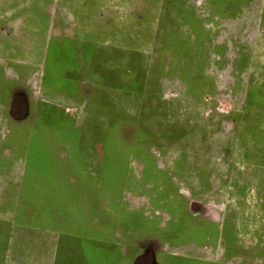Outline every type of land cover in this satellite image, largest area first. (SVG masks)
<instances>
[{
  "label": "crops",
  "instance_id": "crops-1",
  "mask_svg": "<svg viewBox=\"0 0 264 264\" xmlns=\"http://www.w3.org/2000/svg\"><path fill=\"white\" fill-rule=\"evenodd\" d=\"M78 7L67 4L51 14L52 23L62 28L61 36L50 40L52 57L59 56L60 47L71 53L67 40L79 44L99 40V35L123 37L117 20L93 18L96 5ZM113 9L119 13L116 5ZM151 12L155 26L146 37L153 41L150 54L162 74L164 109L157 113L161 123H150V132L161 140L150 142L149 155L123 143L121 135L109 139L105 126L85 122L73 104L47 102L51 106L43 109V75L34 101L10 89L1 121L36 124L42 115L50 123L39 126L37 143L27 137L17 148L15 143L4 147V156L19 153L21 168L20 176L4 182L9 186L0 191V264H134L148 250L154 264H182L179 251L185 248L202 249L201 254L209 250L214 259L231 252L234 261L264 263V230L252 243L250 225L244 227L234 218L235 206L245 203V197H233L253 190L261 201L258 213L264 215V178L257 169L264 167L244 159L249 140L241 122L259 108L263 93L264 75L249 63L264 56V0H161ZM80 25H90L94 33L77 31ZM136 31L130 34L139 36ZM7 34L0 41L8 43ZM19 38L16 47L21 49L22 42L25 48L26 38ZM241 65L247 74L236 86ZM29 70L31 78L35 73ZM0 71V86L5 88L10 79L5 66L0 65ZM225 94L232 96L233 109L220 113L217 103ZM18 96L25 106L21 115L12 112ZM72 109L81 113L72 114ZM50 131L54 142L44 138ZM175 134L177 143L163 142ZM65 136L70 143H64ZM134 152L139 153L137 159ZM132 158L140 172L125 169ZM108 183L130 188L111 197ZM124 196L134 202L127 204ZM143 199L150 205L142 237L148 243L143 247L141 238L134 237L131 246L125 245L124 233L140 232Z\"/></svg>",
  "mask_w": 264,
  "mask_h": 264
},
{
  "label": "rangeland",
  "instance_id": "rangeland-1",
  "mask_svg": "<svg viewBox=\"0 0 264 264\" xmlns=\"http://www.w3.org/2000/svg\"><path fill=\"white\" fill-rule=\"evenodd\" d=\"M160 2L161 0H0V36H5L6 33H8L7 37L9 36L8 43L7 41H0V65L6 67V74L8 76V79H10L9 84L6 85L5 88L3 86H0V96H2L0 97V112H5L4 108L6 106L7 98L11 90L15 94H27L29 99L34 101L36 97L39 96V80L41 78V75H43L46 71V69L51 68V70L55 72H60L61 69H67V62L63 58H60L59 56L52 57L50 54L51 38L53 36L60 37L62 34V28L60 27V25L59 27H57L56 24L54 25L52 23L51 14L53 13V11H61V8L63 9V7H67V4L73 5L74 8H76L77 6H85L90 7L91 9H93L94 5H96L97 7H95V15H93V18L102 19L103 17H105V20L108 21L117 20L121 23V32H123V37L120 36V38H113L115 37V35H108L104 37L103 35L98 36L97 34L99 38V40H96L97 42L102 43L111 39L114 41L115 44H118L120 46L128 45L134 47L137 50L149 52L153 47V41L151 38H147L146 36H150V32L153 30V26H155L153 23L150 22L152 20L151 16L153 13L151 11H153V8L157 6ZM115 5L119 8V13H117L113 9ZM6 16L9 17L4 19L3 17ZM24 29L29 30V32H26ZM77 29V31L84 34L94 33L93 28H91L90 25H80L77 26ZM131 29H137L136 32L137 34H139V36L131 35ZM12 33H15L13 37L11 36ZM125 34L126 36H124ZM20 35L26 38L24 40L25 48H23L24 45H22L21 42V49L16 47L19 44ZM3 42L7 43L6 47L3 46ZM223 58L224 57H222V60ZM249 64L253 65V68L251 69H253L255 72L257 71L259 74L264 75V56L254 57V59L250 61ZM30 68L34 71H32V75L33 73H35L34 76H32L31 78H29V75L31 73V71L29 70ZM244 68L245 65H241L239 73L236 74L237 76L234 82L236 86L241 85L239 83L244 77V74H247V71H244ZM20 69L21 71H18ZM24 69L27 70H25L24 72ZM17 71L18 73H16ZM2 72L0 71V74H2ZM27 78L29 79L25 83V80ZM32 85L33 88H31ZM238 88L239 87H237V89ZM233 89L234 91H236L235 87H233ZM44 91L46 92L47 97L44 98L45 103L43 105V109L46 106H51L47 105V102L55 105H57L58 103L61 105L60 107L72 106L71 103L68 104L69 102H64L60 98V93L58 91H54L51 93L50 90L47 88H45ZM262 91L263 93L260 96L261 100L259 102V108L252 110V112H255L257 115L256 117L259 118L258 120H256V123L264 124V87ZM226 95L227 94H225L224 96ZM70 111L72 114L75 113L76 115H79L81 113L75 111V109H72ZM4 121H1L0 119V191L2 189L6 190L9 186L7 183L4 182H9L10 179L14 181L16 177L20 176L19 170L21 168V160L17 156V154L19 153H15L14 150L11 151L10 154L4 156V147H6V145L7 147H9L11 143H15V147L17 148L19 147V145H21V143H23L24 140H26L27 137H30V139L32 140V144L37 143L39 138L38 133L40 130L39 126H41L43 123H50L49 118L45 119V117L43 118L42 115L41 118H38L36 124H30L29 121H26L21 124L7 125L6 121L5 123ZM262 124L261 126L263 128L261 127V132H259L256 141L254 142V140H252L253 143L250 141V145L256 148L264 147V125ZM58 126H61L60 122L58 123ZM65 132L66 130H64L62 133ZM51 134H54V132L50 131V133L44 137L45 139H47V142L48 140L50 142H54L52 139L53 135ZM116 134L117 136L121 135L123 137V143L133 144L134 150L137 148L140 154L144 156H147V154L149 155L148 152H150V145H147L137 140L136 138H138V136L135 134V132L133 133V129L131 127L122 126V128L118 129L107 128V137L109 139H113ZM65 137L66 140L64 143L69 142L67 141V136ZM77 138H80L79 141L81 142L84 138L83 134H80V136H77ZM74 140L77 142L76 138ZM248 143L249 142H246L247 145H249ZM70 151L72 152V149H70ZM138 156L139 153L134 152V157L136 158ZM135 158L131 159V167L128 168L127 165L125 169L130 172L132 171V169L134 172H140V167H138L137 163H135L137 158ZM147 162H150V156ZM257 169L259 170V176H263L264 178V170H260V167ZM124 175H127V173H124ZM247 183L249 184V180H247ZM129 188L130 186L125 183L121 185L108 183L107 193L108 196L118 197L120 193L123 194L122 192L129 191ZM236 189H238V186L235 188V190ZM240 196L245 197V203L241 201L240 205L235 206L236 215L234 216V218L236 219V223L242 224L244 227L250 225V228H248V230L251 236V241H253L252 243L256 244V234H260V231L264 230V215L258 213V208L261 204V201L257 199L256 194H254L253 190L247 191L245 195H242L241 193L234 194L233 197L236 199L235 201H238V197ZM124 200L127 201V204H132L134 202L132 199L125 198V196ZM117 202L121 203L120 199H117ZM136 202L137 201L135 200V203ZM139 204L140 232L134 233V235L124 233V244L128 246H131L130 240L134 237L141 238L140 243L141 245H143V247H145V245L148 243L147 239H142V237H145V234H147L145 232L147 224L146 220L147 215L150 213V210H148L147 208H150V205L147 204L146 199L140 200ZM125 205L126 204L124 202V208ZM225 208L226 206H224L222 214H224ZM252 216H254V219ZM120 240L118 239L117 243H120ZM188 250L189 248H185V250L179 251V256L182 257V264H252L248 262L234 261L236 257L231 252L227 256L222 255L214 259V257H212V255L210 254L209 250H203L202 254L200 251L202 249H190L189 251ZM123 264H129V262H125Z\"/></svg>",
  "mask_w": 264,
  "mask_h": 264
},
{
  "label": "trees",
  "instance_id": "trees-1",
  "mask_svg": "<svg viewBox=\"0 0 264 264\" xmlns=\"http://www.w3.org/2000/svg\"><path fill=\"white\" fill-rule=\"evenodd\" d=\"M66 42L72 47L71 53L60 47L59 57L71 65V70L54 72L51 68L46 69L42 76L41 96L47 97L45 88L51 93L58 91L64 102L73 104L85 115L88 124L113 129L131 127L140 142L159 143L161 137L150 132V123L154 126L161 123L157 113L164 109L162 74L150 51L120 46L113 40ZM159 43L161 41L157 47ZM84 89H89V94ZM256 116L251 112L241 119L249 143L256 141L263 128L262 123H256L259 119ZM164 138L166 143L179 141L176 134ZM246 150L242 153L244 159L264 167V147L247 145Z\"/></svg>",
  "mask_w": 264,
  "mask_h": 264
},
{
  "label": "water",
  "instance_id": "water-1",
  "mask_svg": "<svg viewBox=\"0 0 264 264\" xmlns=\"http://www.w3.org/2000/svg\"><path fill=\"white\" fill-rule=\"evenodd\" d=\"M24 109L25 106L24 102L21 100V96L16 97L12 103V112L21 115ZM134 264H154L153 254L150 250L146 251L135 260Z\"/></svg>",
  "mask_w": 264,
  "mask_h": 264
},
{
  "label": "built area",
  "instance_id": "built-area-1",
  "mask_svg": "<svg viewBox=\"0 0 264 264\" xmlns=\"http://www.w3.org/2000/svg\"><path fill=\"white\" fill-rule=\"evenodd\" d=\"M231 97L230 95L223 96L221 99L218 100L217 103V110L219 112H227L231 109Z\"/></svg>",
  "mask_w": 264,
  "mask_h": 264
},
{
  "label": "flooded vegetation",
  "instance_id": "flooded-vegetation-1",
  "mask_svg": "<svg viewBox=\"0 0 264 264\" xmlns=\"http://www.w3.org/2000/svg\"><path fill=\"white\" fill-rule=\"evenodd\" d=\"M85 91V93L86 94H89V89H84ZM233 109V104H231V109L229 110V111H231ZM229 111H227V112H229ZM220 113H226V112H220Z\"/></svg>",
  "mask_w": 264,
  "mask_h": 264
}]
</instances>
